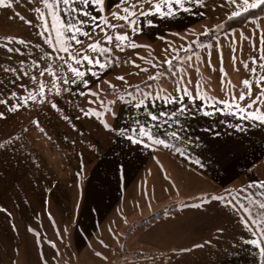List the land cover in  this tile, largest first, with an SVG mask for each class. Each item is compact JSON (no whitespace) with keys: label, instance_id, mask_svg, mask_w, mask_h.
Instances as JSON below:
<instances>
[{"label":"crops","instance_id":"0c3cea01","mask_svg":"<svg viewBox=\"0 0 264 264\" xmlns=\"http://www.w3.org/2000/svg\"><path fill=\"white\" fill-rule=\"evenodd\" d=\"M253 3L5 0L0 264H101L130 229L151 264H264V14L221 31Z\"/></svg>","mask_w":264,"mask_h":264},{"label":"rangeland","instance_id":"374dc122","mask_svg":"<svg viewBox=\"0 0 264 264\" xmlns=\"http://www.w3.org/2000/svg\"><path fill=\"white\" fill-rule=\"evenodd\" d=\"M195 40H196L194 41L195 48H199L202 42L210 41L207 38H202V37H198ZM185 59L187 60V57H185ZM178 63L179 62L175 60L171 62L170 64H166L165 65L167 68L166 71H170L169 69H171V67L169 68V66L174 67L175 65H179ZM132 231L133 229H130L127 231L123 230L120 233V235L118 236L116 240V244L113 246V249H112V251H114L112 253L113 258L111 257V253H108L102 260L101 264H151L152 263V262L146 261V259L144 258L145 256H142L143 251L140 248H137L136 252L132 250V248L134 249V247L130 248L131 246H133L132 236H131ZM118 257L119 258L123 257V258L118 259Z\"/></svg>","mask_w":264,"mask_h":264},{"label":"trees","instance_id":"16d2710c","mask_svg":"<svg viewBox=\"0 0 264 264\" xmlns=\"http://www.w3.org/2000/svg\"><path fill=\"white\" fill-rule=\"evenodd\" d=\"M264 14V3H261L259 6H257L256 8H252V9H248L236 16L230 17L229 19L225 20L223 23V29L221 31H228L234 28H238L240 26H242L246 21L251 20V19H256L258 17H261ZM218 31L215 29H211L208 33L201 35L200 37L202 38H207L208 40L213 39L215 36L218 35ZM164 70L166 71L167 68L166 66L164 67ZM200 75V74H198ZM161 81L164 82H170L167 79L162 78ZM157 79H152L149 80L143 84H141L140 86H135V87H144V86H149V87H155L157 85ZM135 87L130 88V91H132L133 89H135ZM172 210L168 211L171 212ZM167 212V213H168ZM165 213L160 212L158 214L152 215L151 217L145 219L144 221H142L141 223L138 224L137 228L141 229L143 228L145 225H147L148 223H150L151 221H153L154 219L158 218L159 216H163Z\"/></svg>","mask_w":264,"mask_h":264},{"label":"snow or ice","instance_id":"6c2138e0","mask_svg":"<svg viewBox=\"0 0 264 264\" xmlns=\"http://www.w3.org/2000/svg\"><path fill=\"white\" fill-rule=\"evenodd\" d=\"M63 2H64L65 4H67V3L69 2V0H63ZM86 2H87V0H86ZM96 2H97V3H100L101 0H96ZM260 2H261V3H264V0H260ZM176 3H177V4L181 3V0H176ZM0 6H5V0H0ZM257 6H258V5L255 4V3L251 4V7H252V8H255V7H257ZM157 10H159V9H157ZM125 11H128V10L125 9ZM85 15H86V13H85ZM77 31H78V29H77ZM73 39H75V37H73ZM118 39L124 40V39H126V37H119ZM85 59H87V57H85ZM97 63H98V62H97ZM101 66H103V65H101ZM121 79H122V78H121ZM245 83H247V82H245ZM152 119L155 120V119H157V117H156V116H153ZM141 135H149V136H150V134H149L148 132H145V131H143V130H141ZM173 135H175V134H173ZM156 143H161V144H163L164 142H163V141H156ZM262 207H264V205H262Z\"/></svg>","mask_w":264,"mask_h":264}]
</instances>
